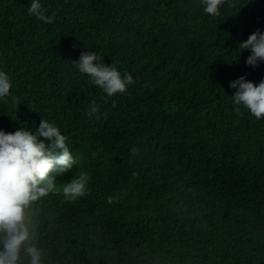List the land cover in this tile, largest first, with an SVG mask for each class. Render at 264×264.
I'll return each instance as SVG.
<instances>
[{
  "label": "trees",
  "instance_id": "obj_1",
  "mask_svg": "<svg viewBox=\"0 0 264 264\" xmlns=\"http://www.w3.org/2000/svg\"><path fill=\"white\" fill-rule=\"evenodd\" d=\"M30 3L0 0V130L43 118L76 160L31 209L45 264H264V118L237 115L229 87L264 79L237 49L264 32V0L218 16L202 0H40L52 23ZM85 51L133 84L109 97L71 66ZM81 172L86 195L65 200Z\"/></svg>",
  "mask_w": 264,
  "mask_h": 264
},
{
  "label": "clouds",
  "instance_id": "obj_2",
  "mask_svg": "<svg viewBox=\"0 0 264 264\" xmlns=\"http://www.w3.org/2000/svg\"><path fill=\"white\" fill-rule=\"evenodd\" d=\"M228 0H202L203 11L211 16L220 15L219 8ZM229 6H233L229 3ZM47 9L40 0H31L27 8L29 15L45 23H52L56 13L47 16ZM237 49L250 50L246 64L253 68L264 62V32L257 29L246 41L238 42ZM242 51V52H243ZM80 74H88L90 82L98 86L109 97L124 93L133 84V76L121 72L115 64L105 65L103 57L91 51L80 54L78 60L70 61ZM229 87L237 89L231 100L237 115L243 106L256 118H264V79L257 85L241 76L230 82ZM12 83L5 71L0 70V99L10 95ZM14 103H19L13 96ZM115 106V105H114ZM99 113V105L92 101L88 115ZM106 117V114H105ZM100 119V115H96ZM43 137L44 139H41ZM45 140L50 143H45ZM138 149L133 147L131 154ZM76 160L66 137L54 124L41 118L35 132L25 127L14 133L0 130V264H45L44 250L37 247L36 225L31 218L32 206L55 189L56 176L69 173ZM90 177L81 172L63 186L67 201H75L87 193Z\"/></svg>",
  "mask_w": 264,
  "mask_h": 264
}]
</instances>
